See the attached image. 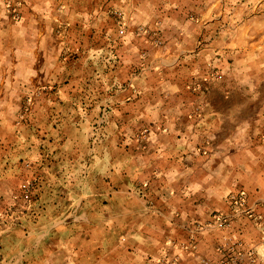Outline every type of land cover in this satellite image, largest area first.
<instances>
[{"label":"crops","instance_id":"0c3cea01","mask_svg":"<svg viewBox=\"0 0 264 264\" xmlns=\"http://www.w3.org/2000/svg\"><path fill=\"white\" fill-rule=\"evenodd\" d=\"M8 1L18 0H0V214L14 212L1 221L0 264H85L77 259L84 249L70 248L74 236L62 228L92 222L96 205L115 206L118 223L153 224L128 235L133 257L125 261L117 248L116 264H156L158 257L164 264H221L231 254H241L238 264H264V183L251 179L252 165L250 175L238 167L231 105L236 79L243 78L246 94L264 82V21L233 23L239 14L264 15V0L228 7L221 0H21L19 18ZM195 13L196 23L185 19ZM209 15L229 22L220 26ZM143 22L169 39L163 47L146 44L143 73L129 74L137 60L125 33ZM175 31L186 33L178 40ZM38 94H52V105ZM22 96L37 99L17 118ZM254 101L264 109V93ZM110 104L123 112L121 125L149 134L141 138L140 128L139 137L115 139L114 152L94 153L104 160L87 162L82 188L75 183L77 146L90 145L92 116ZM44 110L55 117L41 116ZM237 188L250 192L261 219L213 224L215 213H234L226 197Z\"/></svg>","mask_w":264,"mask_h":264},{"label":"rangeland","instance_id":"374dc122","mask_svg":"<svg viewBox=\"0 0 264 264\" xmlns=\"http://www.w3.org/2000/svg\"><path fill=\"white\" fill-rule=\"evenodd\" d=\"M260 2V1H259ZM240 3V0H221V6H230ZM255 4V1H254ZM258 5V4H256ZM259 6V5H258ZM127 19V16L125 17ZM198 18H201L200 14H194L186 17V20H192L191 22H197ZM198 19V20H196ZM208 21H216L215 23H218V25H223L225 23H228V16L224 15H209L206 18ZM189 20V21H190ZM127 21V20H126ZM256 21L258 24L260 22L264 21V15L261 14V12L256 13L255 11L252 14H239L237 18L233 21L237 23H253ZM156 24L159 28L162 27L161 23L156 21ZM128 25H126L127 28ZM145 28L147 31H145ZM127 32V30H126ZM175 33H178L176 35L177 39H180V36L185 34L186 31H175ZM126 40L129 39L131 44H134L135 47L138 48V50L134 51L135 47L130 48L129 56L133 57L137 60V62L133 64H128V70L127 72L130 74L132 72H135V74L143 73L144 68L146 67V58L148 56V46L146 44H150V46H157V47H163L165 44H167V41L169 37H167V34L160 29H152L151 24L149 23H137L131 31V33H125ZM113 54H115L114 51H112ZM131 66V68L129 67ZM132 77V74H131ZM221 79H223V75H221ZM243 78L236 79L235 85L237 86L238 91L232 96L231 102H233L231 105L233 108L237 107V112L235 115L237 116V119L239 121L238 125V134H237V142H236V148L238 154V167H241V171L244 174V172L249 171L250 168H247L249 165H252L254 174H251L250 171L247 174H251V179H256L259 187L262 183H264V156L262 149V140H264V109L261 107H258V104L254 101L256 98L260 99L261 94L264 93V82L262 85L258 87V90L254 92V94H246L245 88L248 86H245ZM126 84H123L125 86ZM122 85L120 87H123ZM242 89V93L240 91ZM248 89V88H247ZM235 92V90H234ZM261 93V94H260ZM39 101L44 100L45 104L49 106L52 105V102L54 100L52 94L51 95H45V94H38L37 95ZM252 99L253 103H250L249 101ZM34 99H37L34 96L30 99L27 96L20 97V102L23 103L22 107H20V110L16 112L17 118H26V114L29 112L24 111L23 109L26 106H30L31 102L34 101ZM260 103V102H259ZM113 104H118L114 102ZM252 104V106H251ZM115 106V105H114ZM113 105L111 107V104L105 109L97 111L92 116L91 121V130L89 135V143H87L85 140H82L79 142L77 148L78 152L76 153L75 162L77 163L75 166L77 175V181L75 182L78 186H81L83 188V185H81L82 182H84V179H82L83 172L82 170L85 169V166H89L87 162L93 161V165L98 167L100 165V162L103 161V158H99L97 161L95 160V154L100 156L99 151H103V154L105 152H114V150H117V140H130V138H135L136 136L139 137V133L136 134V132L141 128L140 131L144 129V126H129L125 122L124 125L120 124L121 119V113L120 110L115 108ZM263 109V110H262ZM26 110V109H25ZM76 113V112H75ZM41 116L50 118L55 117L54 111H48L44 110L41 112ZM73 116H75L73 114ZM72 116V117H73ZM79 116V114L77 115ZM243 124H246L243 128ZM148 129V128H147ZM131 131H134V134H131ZM246 132V133H245ZM81 133H84V130H81ZM93 151V154H90L91 150ZM116 152V151H115ZM95 153V154H94ZM108 155L107 158H109ZM106 158V157H105ZM49 160L52 162L54 161L53 158L49 157ZM90 161V163H91ZM51 162V163H52ZM50 163V164H51ZM92 165V166H93ZM246 165V166H245ZM67 168V166H66ZM90 167L89 169H91ZM36 170V168L34 169ZM244 176V175H242ZM244 191L246 195L250 196V192L246 190L245 188H237L235 190H232L226 199L228 200L229 195L236 194L239 192ZM230 204V203H229ZM13 206V205H12ZM231 206V205H230ZM28 207L23 206L19 209L26 210ZM1 209V208H0ZM6 208L2 215L0 214V225L7 224L6 221L1 222L2 218L6 219L7 214H10L11 211L14 212V208ZM94 213L91 215L90 218L93 219L92 222H89L88 220H82V222H76L74 224H65L62 228V232L68 233L72 236H74L71 239V242L69 244L70 248L73 246L77 250L80 248H83L85 251L83 255L78 254L77 259L84 262L85 264H102L105 261H107V264H116L117 259H120L119 254L117 252L122 249L123 255L125 256V261L128 260L130 262L131 258L133 257V250L134 245L130 238H128L129 234H131L133 231H142L144 233L148 232V227L151 228L153 224L149 223H134L124 221L123 223H118L116 220V207L110 206V207H101V206H91L89 208ZM2 211V209H1ZM11 215V214H10ZM12 216V215H11ZM107 216L108 222H97L100 218H105ZM16 217V216H15ZM10 219V218H8ZM261 219V218H259ZM14 221V219H13ZM264 223V222H263ZM138 226V227H137ZM135 228V229H134ZM141 229V230H139ZM123 235H126V239L124 243H119L118 238L120 239ZM82 236V237H81ZM172 241L169 240V242ZM119 250H118V249ZM78 252V251H77ZM67 257V256H66ZM165 258L161 257L156 260V264H164ZM166 264V263H165Z\"/></svg>","mask_w":264,"mask_h":264},{"label":"built area","instance_id":"2783aa9c","mask_svg":"<svg viewBox=\"0 0 264 264\" xmlns=\"http://www.w3.org/2000/svg\"><path fill=\"white\" fill-rule=\"evenodd\" d=\"M8 11L12 14V16L19 18L21 16L20 12V6H21V0L16 1L13 3L12 1H8L6 3ZM145 31L147 29L145 28ZM221 74L217 75V77H220ZM149 134V129L145 128L142 130L139 136L143 138V136H147ZM33 183L27 182L24 187H23V197L24 199L28 200L30 198L31 194V188H32ZM228 202L231 205V208L233 210V214H227V213H215L213 215L214 217V223L215 225L219 227H229L236 216H250L254 219H259L258 214H256L254 208L249 204L248 202V196L244 191L236 193V194H231L229 195ZM229 250V249H228ZM241 259V254L238 255H230L228 258L224 259L221 264H238ZM201 264H213L209 259H203Z\"/></svg>","mask_w":264,"mask_h":264},{"label":"trees","instance_id":"16d2710c","mask_svg":"<svg viewBox=\"0 0 264 264\" xmlns=\"http://www.w3.org/2000/svg\"><path fill=\"white\" fill-rule=\"evenodd\" d=\"M48 146V145H47ZM31 199V198H30ZM28 209V208H27ZM65 233V232H64ZM65 236H67V235H65Z\"/></svg>","mask_w":264,"mask_h":264}]
</instances>
